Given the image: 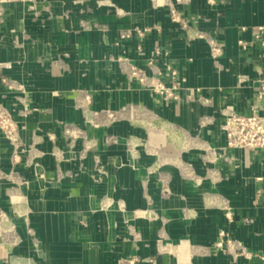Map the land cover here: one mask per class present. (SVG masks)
I'll list each match as a JSON object with an SVG mask.
<instances>
[{"label": "crops", "instance_id": "0c3cea01", "mask_svg": "<svg viewBox=\"0 0 264 264\" xmlns=\"http://www.w3.org/2000/svg\"><path fill=\"white\" fill-rule=\"evenodd\" d=\"M260 28L264 0L5 5L0 105L20 142L0 130V264H264V149L228 148L222 128L225 109L264 115ZM209 38L224 46L217 60ZM124 60L166 84L170 62L176 98L154 94ZM131 104L162 130L129 112L106 121ZM70 125L87 138L70 142ZM221 231L243 250L217 251Z\"/></svg>", "mask_w": 264, "mask_h": 264}, {"label": "built area", "instance_id": "2783aa9c", "mask_svg": "<svg viewBox=\"0 0 264 264\" xmlns=\"http://www.w3.org/2000/svg\"><path fill=\"white\" fill-rule=\"evenodd\" d=\"M35 1L36 0H0V12L4 11L5 5L9 3H35ZM169 16L172 22L181 23L184 29H188V24L181 21L180 12L174 5H171L169 9ZM130 35L131 30H125L122 33V37H128ZM140 35H142V33H140ZM254 35L256 39L261 40L264 43V28H260L255 31ZM208 42L211 47L213 59H219L224 53V46L214 38H209ZM240 43L244 46L246 45L244 41H240ZM122 65L130 76L135 77L141 83H144L154 94L159 95L166 100L176 98L175 91L178 89L180 81L176 79L177 71L172 67L170 62L166 63V67L169 70V77L171 78V83L169 84H166L159 76H149L143 68H140L127 60H124ZM131 110L132 112L138 111V113H140L145 110V108L140 105L131 104L121 111L107 109L104 111V115L107 122H113L121 116L120 112H131ZM260 110L261 109L256 107H253L251 113H241L232 108L224 110L223 113L225 118L222 128L226 134L228 148L252 151H260L264 149V115L260 113ZM92 113H90L89 118H92V116L98 117L100 115V112L98 111H94ZM0 130L12 144L17 145L20 142L19 125L11 119V115L4 108H2L1 105ZM75 130L79 129L67 128L66 133L73 134ZM227 211V214L230 215V209ZM1 216H3V214L0 210V217ZM215 248L217 251L243 250L238 240L232 238L225 231H221L219 241L216 243Z\"/></svg>", "mask_w": 264, "mask_h": 264}, {"label": "rangeland", "instance_id": "374dc122", "mask_svg": "<svg viewBox=\"0 0 264 264\" xmlns=\"http://www.w3.org/2000/svg\"><path fill=\"white\" fill-rule=\"evenodd\" d=\"M145 108V107H144ZM129 112V111H126ZM130 113V118H132L133 122L137 125H146L148 126L151 130H162L161 126L164 124V122L160 119V116H158L157 114L153 113V112H148L145 110H143L142 112L138 113V111H134L129 112ZM11 119L17 123L11 116ZM120 119V117L115 121H118ZM97 119L95 117L92 116V118H88L87 122L90 125L96 126L99 125V123L96 122ZM18 124V123H17ZM96 124V125H95ZM67 128H76L79 130H75L74 133L72 134H67L66 133V129ZM65 128V136L66 138H68L70 140V142H76L79 138H87L86 135L84 134V132L77 126V125H70L69 127ZM216 246V245H215Z\"/></svg>", "mask_w": 264, "mask_h": 264}]
</instances>
